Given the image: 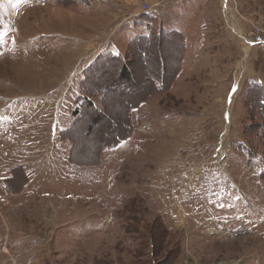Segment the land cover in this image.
Masks as SVG:
<instances>
[{
    "label": "rangeland",
    "instance_id": "374dc122",
    "mask_svg": "<svg viewBox=\"0 0 264 264\" xmlns=\"http://www.w3.org/2000/svg\"><path fill=\"white\" fill-rule=\"evenodd\" d=\"M105 55L145 90L180 69L97 159L84 138L111 139L139 89ZM88 73L115 88L109 121ZM257 98L264 0H0V264H264Z\"/></svg>",
    "mask_w": 264,
    "mask_h": 264
},
{
    "label": "trees",
    "instance_id": "16d2710c",
    "mask_svg": "<svg viewBox=\"0 0 264 264\" xmlns=\"http://www.w3.org/2000/svg\"><path fill=\"white\" fill-rule=\"evenodd\" d=\"M163 34H165L164 32H156L154 31L152 28H150V36L149 37H146V36H142L140 38H138V43H141L142 41H144L145 39H148V38H151L153 36L155 37H161ZM169 34H172V33H169ZM164 36V35H163ZM135 41V40H134ZM133 41V43H134ZM132 43V44H133ZM136 44V41L135 43ZM103 58H107L108 60L110 59H114V58H117V61L119 63H121L122 65H126V60L123 59V61L121 62L120 60H118L119 57H116V56H113V57H109L107 55L103 56ZM182 58V57H181ZM122 66L121 68L120 67H117V68H106V69H112V70H115L116 73H117V77L119 79H123V80H127V79H130L131 80V84H133L135 87L134 88H139L136 92H140L139 95H136V92L133 93V97L131 98H128L127 100H125V102H122L123 103V108H122V111L121 112H124V116H125V121H123V123L121 122H116L115 123V127H113L112 129V138L111 139H108V138H102L101 141L99 140V137L98 138H95L93 135L92 137L90 138V140H88L87 138H84L85 139V143L89 146V148H92L91 151L92 153H94L92 155L91 153V156L93 157L94 155L96 156V158L98 159L99 157V151L100 149H103V148H106V147H112V146H115V145H118L122 140H124L126 137L129 136L131 130H132V119H131V112L136 109L137 107H139L143 102L147 101L149 98H151L152 96H154L155 94H158L164 90H168L170 89V87L172 86L174 80H175V77L176 75L178 74L179 72V67L177 69V71L173 72V74H167V72H165L166 70V65L162 64L159 68V71L160 73L156 76V77H152L150 78V81L154 82L153 84L156 86H158V90L156 91H153V89H144L143 87H138L136 85L142 83L143 79L139 78V75L141 74L138 70V68L136 67L135 70L131 69L129 66ZM179 65H180V62H179ZM137 73V76H138V80H133L131 77H132V74L134 73ZM89 73L88 74H85V77H84V82L82 83V91H84V93L86 95H100L101 96V99H102V106L100 108H96L94 105H93V102L89 101L88 98H81V100H85V99H88L86 100L87 103L90 105L88 108H90V111H93L94 113V117L92 118L93 120L94 119H103V120H108L110 118H114V115L108 111L106 109V104H105V100L106 98L109 97H112V94L114 93V91L112 89H115L114 87H110V88H107V86H103L102 89H94V90H91L89 88V84L92 85L93 83H96V81H99L97 80L96 78L93 80V83H90L89 81ZM102 75V73L100 74ZM131 76L130 78H126ZM134 83H133V82ZM98 83V82H97ZM109 86V85H108ZM131 88V87H130ZM259 99V98H257ZM260 102L263 101L262 103H264V100L262 99H259ZM83 112V113H82ZM82 115L83 116H87L89 117V115H86L85 113L86 112V108L82 111ZM80 113V114H81ZM80 114L78 115V118L77 119H80L79 117ZM82 116V117H83ZM78 122V121H77ZM91 130H88L86 129V134L90 133ZM104 143V144H102ZM75 144V143H74ZM86 149V148H84ZM80 153H83V150H79V153L77 154H80ZM75 153V151H73L71 153V161L74 162V163H77V164H80V163H89V164H93L94 161H92V157L90 158L89 156L83 158L82 160H72L73 156L76 155L75 157L79 158L78 155ZM84 157V156H83Z\"/></svg>",
    "mask_w": 264,
    "mask_h": 264
},
{
    "label": "crops",
    "instance_id": "0c3cea01",
    "mask_svg": "<svg viewBox=\"0 0 264 264\" xmlns=\"http://www.w3.org/2000/svg\"><path fill=\"white\" fill-rule=\"evenodd\" d=\"M140 106H141V105H140ZM137 108H138V107H137ZM134 110H135V109H134ZM13 170H15L16 173H17V175H18V173L20 172V166L17 165V166L12 167V168H11V171H13ZM22 172H23L24 174H26V172H25L23 169H22ZM12 175H13V174H12ZM27 175H28V174H27ZM11 177H13V176L10 175V176L6 177V181H7V182L11 181V180H10ZM15 177H17V176H15ZM11 179H13V178H11ZM4 180H5V179H4Z\"/></svg>",
    "mask_w": 264,
    "mask_h": 264
},
{
    "label": "built area",
    "instance_id": "2783aa9c",
    "mask_svg": "<svg viewBox=\"0 0 264 264\" xmlns=\"http://www.w3.org/2000/svg\"><path fill=\"white\" fill-rule=\"evenodd\" d=\"M145 7H146V8H145V11H149V10H150V6H148V4H146Z\"/></svg>",
    "mask_w": 264,
    "mask_h": 264
},
{
    "label": "bare ground",
    "instance_id": "6f19581e",
    "mask_svg": "<svg viewBox=\"0 0 264 264\" xmlns=\"http://www.w3.org/2000/svg\"><path fill=\"white\" fill-rule=\"evenodd\" d=\"M217 264H230V263H224V262H220V263H217ZM236 264V263H235Z\"/></svg>",
    "mask_w": 264,
    "mask_h": 264
}]
</instances>
